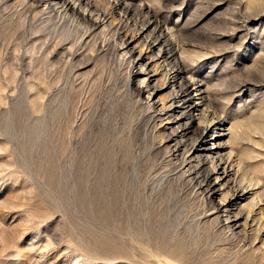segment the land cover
I'll return each mask as SVG.
<instances>
[{
  "label": "rangeland",
  "instance_id": "1",
  "mask_svg": "<svg viewBox=\"0 0 264 264\" xmlns=\"http://www.w3.org/2000/svg\"><path fill=\"white\" fill-rule=\"evenodd\" d=\"M56 1L0 0V264H264V0ZM150 18L163 31L146 39L166 32L226 119L224 152L253 190L234 211L260 200L257 222L235 228L220 191L157 149L122 45L163 83L176 64L137 37Z\"/></svg>",
  "mask_w": 264,
  "mask_h": 264
},
{
  "label": "bare ground",
  "instance_id": "2",
  "mask_svg": "<svg viewBox=\"0 0 264 264\" xmlns=\"http://www.w3.org/2000/svg\"><path fill=\"white\" fill-rule=\"evenodd\" d=\"M66 1L69 8L74 10L77 9L76 2L86 1L89 5L88 0H78L75 3L71 0ZM80 13L81 11L79 14ZM154 29L163 31L160 22L155 18H150L140 27L137 32V37L145 39L144 41L149 51L156 49V53L154 54L155 61H157V63H163L162 66L168 58L174 59L176 64L175 67L173 66L168 69L165 65L167 69L165 70L166 75H162L163 83L157 84L158 82H155L153 75L155 69L152 70L148 68L149 56H145L142 51H139L135 55L132 51L133 48H129L130 41H133V38L124 40L122 45L123 48L126 49V52L133 55V59L131 58L130 79L133 83L135 80H139L135 88L139 94L144 95L143 99L145 105L151 108L153 111L152 116H154L156 121L158 120L157 125H155L154 122V127L151 126V132L156 134L160 139L157 149L160 152L163 149L169 148L175 156H183L184 171L189 174L193 173V170L194 172H199L204 179L206 186L205 192L208 198L212 199L220 191L219 200L215 202L217 211L220 212L222 216H226L235 228L239 225L240 219H243L244 225H247L250 221L254 223V220L257 222V215H259V211L261 212V207L259 205L260 200L257 201L256 199H252L247 204L243 205L244 207H248V209L246 208L247 213H245V215L242 211L243 209L237 211L238 207L236 206L240 201L253 195V190L252 186L246 187L238 184L239 181L236 180L235 176L238 172L239 165L235 167V159L232 151L224 152L227 149L226 145L221 141V137L223 135V130L226 129L224 127L226 119L222 115H218L219 113L214 115L209 110L210 108L208 107L211 105L209 106L207 103V98L204 95L200 80H196L192 75H185L186 71L179 65L176 58V52L178 50L176 47L177 45L175 46L171 37H168L166 32L161 34L159 31L161 36L157 37V35V39H146ZM137 37L134 39H137ZM161 41H163V45H161ZM165 43L167 48L164 46ZM167 63L168 62H166V64ZM162 90L168 91V95L166 94L167 100L163 103L160 102L161 104L159 105L155 96ZM197 175L196 177H198ZM262 201H264V199ZM235 208H237L236 212L234 211ZM261 227H258V229L262 230Z\"/></svg>",
  "mask_w": 264,
  "mask_h": 264
}]
</instances>
